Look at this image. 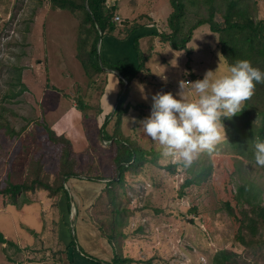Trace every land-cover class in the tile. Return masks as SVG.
<instances>
[{
	"label": "rangeland",
	"instance_id": "obj_1",
	"mask_svg": "<svg viewBox=\"0 0 264 264\" xmlns=\"http://www.w3.org/2000/svg\"><path fill=\"white\" fill-rule=\"evenodd\" d=\"M106 3L120 21L115 20L114 30L98 40L100 60L112 63L121 58L132 67L143 60L136 77L125 86L128 93L124 103L129 106L122 116L121 131L143 148H154L159 156L158 165L148 162L127 175L125 185H111L113 205L107 203L106 193L103 202L95 207L91 204L86 209L90 222L102 220L107 229V208H114L120 235L111 246L113 253L117 250L134 260L129 264H211L216 250L243 252L245 247L234 240L237 222L227 213L224 202L234 204L236 187L248 182L259 190L264 203V166L232 148L225 132L226 139L192 161L194 170L203 173L191 174L188 166L162 157L159 144L143 132L138 122L149 112L152 93L160 90L175 94L179 80L185 83L186 79L200 78L206 69L219 72L228 64L221 53L218 34L200 25L193 29L184 49H174L167 37L159 35L171 31L167 22L173 10L170 0ZM241 3L254 19H264V0ZM204 10L200 2H187L179 33H187ZM215 19L220 20V16ZM81 20V10L56 7L49 0H0V185L14 178L35 186L17 194L18 202L24 201L19 206L9 203V196L0 195V233L20 245L0 243V264H59L58 257L65 255L63 241L68 240V230L62 239L58 235L62 233V223L67 222L70 228L73 225L75 209L71 206L68 211L71 218L63 217L61 189L49 194L48 190L36 188V182L52 185L59 180L64 185L61 170L74 172L81 179L101 182L98 196L105 187L100 179H115L111 143L101 139L99 128L104 116L114 109L118 92L124 89L117 73L107 67L90 75L81 66L76 47ZM135 36L142 59L137 58L133 47ZM93 60L99 65L98 58ZM257 65L264 69V62ZM15 68L20 69L25 89L15 82ZM139 85L147 98H141ZM78 98L89 105L84 111L78 109ZM243 108L251 122L260 123L255 100H245ZM111 128L109 123L107 129ZM49 130L69 140L71 154L66 163L67 141H51ZM168 164L174 169L162 167ZM191 176L193 180L181 194V184ZM246 252L251 255L249 250ZM263 258L259 257L260 264H264Z\"/></svg>",
	"mask_w": 264,
	"mask_h": 264
},
{
	"label": "trees",
	"instance_id": "obj_2",
	"mask_svg": "<svg viewBox=\"0 0 264 264\" xmlns=\"http://www.w3.org/2000/svg\"><path fill=\"white\" fill-rule=\"evenodd\" d=\"M53 6L69 9L71 11L81 10L82 20L78 26V43L76 45L78 52L77 56L80 60V64L87 74L92 72H101L105 66L110 69H114L119 72L120 83L123 85V80H126L128 85L131 80L136 77L138 69L142 65V61L138 62L137 66L132 67L124 59H117L112 63L100 60L99 58V46L98 40L106 32H112L114 30V21L112 19L113 11L106 7L107 0H87L88 9L84 4V0H49ZM201 3L205 7V13L202 14L196 22H194L188 29L187 33H179L182 24L180 23L181 17L184 15L185 5ZM173 10L167 17L170 33L165 34L160 32L163 38L167 37V41L170 42L174 49H184L185 43L190 40L193 29L200 25H207L209 30L218 34V44L220 45L221 53H223L226 62L232 63L236 59L246 58L254 66L264 69L257 65L260 61L264 62V19H254L251 12L241 3V0H170ZM111 7V6H110ZM219 15L220 20L215 19V16ZM100 31V33H99ZM182 34L181 37H178ZM138 36L133 38V47L136 52L137 58L142 59V56L138 54L137 48ZM82 49V53L81 50ZM79 54H82L80 56ZM99 59V65L95 64L93 58ZM16 79L15 82L19 83L25 89L24 85L20 81V69L15 68ZM21 90L17 91L20 92ZM128 93V87L121 93L118 92L115 108L104 116V119L99 128V135L102 140L106 142L110 141L111 150V165L115 169V179L105 182L104 191L101 192L94 200L93 206L103 202V193H106L109 204L113 205L111 200L112 193L110 187L112 184L125 185V178L127 175L134 171H139L146 163H153L158 165L159 153L150 147L149 149L143 148L136 141L127 135H124L121 131V120L123 114L128 109L129 104H125L124 100ZM18 93H12L16 95ZM253 96H250L248 100L256 101V113L261 116L259 124L251 122L248 118V111L244 108L241 109L238 116L233 120L232 118H222L227 135V142L230 146L236 149L242 155L249 158H253L252 143L254 138L264 139V82L257 83L253 90ZM78 109L84 111L89 107L87 103L78 98ZM229 120V121H228ZM232 120V121H230ZM3 122H0V125ZM112 124L111 130L107 129V126ZM47 136L51 141H67L65 147V159L67 162L69 154H71V144L69 140L63 138V136L55 135L51 130L47 132ZM254 160V159H253ZM194 163L188 166L189 172L194 174L195 172L203 173L202 170H194ZM168 169H174V165L168 164L162 166ZM70 171V170H69ZM174 171V170H173ZM63 174L60 177H64V180L69 177H79L80 174L74 172H66L61 170ZM38 181L37 177H33ZM32 178V179H33ZM88 178V179H95ZM102 178V177H101ZM194 178L185 179L181 184L182 194L183 187L192 181ZM59 183L55 188L53 185ZM36 188H42L50 191L49 194L58 193L61 190L65 196V212L64 215L70 211L71 203L70 198L66 190L63 188V184L59 180H54L53 184H49L47 181L36 182ZM35 189L34 184H28L26 181H19L17 179H9L4 186L0 185V195L9 196V203L19 206L24 201L18 202L17 194L19 192L24 193L26 190ZM260 192L252 183L244 182L236 187V193L233 194L234 204L229 201H225V208L227 213L231 215L235 222H237V229L234 233V240L244 246L243 252H237L232 249L222 248L216 250L211 258V264H260L259 257L264 256V203L259 198ZM108 204V205H109ZM63 209V208H62ZM108 209V228L105 229L104 222L100 220L97 224L92 223L97 227L101 236L105 237L109 243L115 246L118 240L120 231L116 230V224H119V216L114 215V208ZM193 209H195L193 207ZM116 212L119 214L118 209ZM181 214V219H183ZM114 233L116 239L114 238ZM75 241V237L71 234V244ZM3 244L2 242H0ZM6 245L20 246L16 241L6 239ZM246 250H249L251 255L248 256ZM264 259V258H263ZM134 261L131 257L122 256L117 250L113 253L111 258V264H129ZM94 264H103L100 260H94Z\"/></svg>",
	"mask_w": 264,
	"mask_h": 264
},
{
	"label": "clouds",
	"instance_id": "obj_3",
	"mask_svg": "<svg viewBox=\"0 0 264 264\" xmlns=\"http://www.w3.org/2000/svg\"><path fill=\"white\" fill-rule=\"evenodd\" d=\"M182 81H178L175 94L160 90L152 93L149 112L138 122L143 132L159 144L162 157L187 167L199 153L211 152L226 139L222 118L230 119L241 111L255 85L264 82V71L241 58L219 72L206 69L200 78L188 81L187 86ZM138 87L141 98H147L143 86ZM252 149L255 163L264 166V139L254 138ZM69 200L72 204V199ZM71 234L74 236V232ZM102 262L111 264V261Z\"/></svg>",
	"mask_w": 264,
	"mask_h": 264
},
{
	"label": "crops",
	"instance_id": "obj_4",
	"mask_svg": "<svg viewBox=\"0 0 264 264\" xmlns=\"http://www.w3.org/2000/svg\"><path fill=\"white\" fill-rule=\"evenodd\" d=\"M106 7H108L107 3ZM146 27H149L148 24ZM65 184L63 188L73 201L71 206L75 209V218H71L68 214L63 215L66 219L68 217L71 220L73 219V225L71 229L67 222L61 224L62 233L58 236L62 239L66 236V231L68 230V240L63 241L66 251L64 256L60 255L58 257L59 264H94V260L110 262L113 256V247L90 222L86 212V209L93 204L96 194L102 189V183L96 180L81 179V177H69L66 179ZM81 185H84V188H81ZM60 199L59 205L64 204L65 196L63 190L60 192ZM72 232H74L75 241L69 244Z\"/></svg>",
	"mask_w": 264,
	"mask_h": 264
},
{
	"label": "water",
	"instance_id": "obj_5",
	"mask_svg": "<svg viewBox=\"0 0 264 264\" xmlns=\"http://www.w3.org/2000/svg\"><path fill=\"white\" fill-rule=\"evenodd\" d=\"M84 3H85L86 8L88 9L87 0H84ZM107 69H109V70H113V69H110V68H107ZM113 71L116 72L117 75L120 76V74H119L117 71H115V70H113ZM125 86H127V82L124 80V85H123V87H122V90H123V89L125 90ZM122 90H121V91H122ZM105 180H107V179H105ZM70 202H71V200H70ZM5 241H6L5 236H4L2 233H0V242L5 243Z\"/></svg>",
	"mask_w": 264,
	"mask_h": 264
},
{
	"label": "built area",
	"instance_id": "obj_6",
	"mask_svg": "<svg viewBox=\"0 0 264 264\" xmlns=\"http://www.w3.org/2000/svg\"><path fill=\"white\" fill-rule=\"evenodd\" d=\"M113 18L116 19V20L119 19V17H118L117 15H115ZM188 81H189V80L185 81V83H188Z\"/></svg>",
	"mask_w": 264,
	"mask_h": 264
}]
</instances>
